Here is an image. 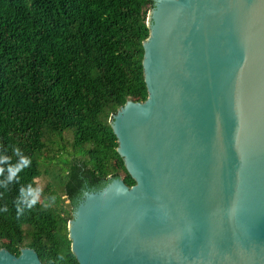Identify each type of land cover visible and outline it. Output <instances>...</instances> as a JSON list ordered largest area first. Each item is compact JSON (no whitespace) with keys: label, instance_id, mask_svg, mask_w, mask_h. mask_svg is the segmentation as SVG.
Masks as SVG:
<instances>
[{"label":"water","instance_id":"95a60500","mask_svg":"<svg viewBox=\"0 0 264 264\" xmlns=\"http://www.w3.org/2000/svg\"><path fill=\"white\" fill-rule=\"evenodd\" d=\"M144 101L110 118L134 184L86 191L78 264H264V0H153ZM0 264H43L0 248Z\"/></svg>","mask_w":264,"mask_h":264},{"label":"trees","instance_id":"16d2710c","mask_svg":"<svg viewBox=\"0 0 264 264\" xmlns=\"http://www.w3.org/2000/svg\"><path fill=\"white\" fill-rule=\"evenodd\" d=\"M152 6L0 0V248L78 264L67 228L76 196L114 177L134 184L110 118L147 98L142 43ZM43 173L50 181L38 198Z\"/></svg>","mask_w":264,"mask_h":264},{"label":"rangeland","instance_id":"374dc122","mask_svg":"<svg viewBox=\"0 0 264 264\" xmlns=\"http://www.w3.org/2000/svg\"><path fill=\"white\" fill-rule=\"evenodd\" d=\"M48 181H50V176L47 173H43L40 177H38L36 179V183H37V197L38 198H42L43 197L42 192H43V189L45 188L46 183Z\"/></svg>","mask_w":264,"mask_h":264},{"label":"flooded vegetation","instance_id":"af4514ba","mask_svg":"<svg viewBox=\"0 0 264 264\" xmlns=\"http://www.w3.org/2000/svg\"><path fill=\"white\" fill-rule=\"evenodd\" d=\"M86 191H91L88 187L81 189V192L76 196V203L82 198V195L86 192ZM74 207V205H73Z\"/></svg>","mask_w":264,"mask_h":264}]
</instances>
